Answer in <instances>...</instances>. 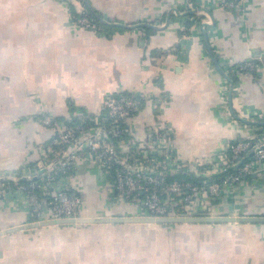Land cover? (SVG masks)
<instances>
[{
  "label": "crops",
  "instance_id": "crops-1",
  "mask_svg": "<svg viewBox=\"0 0 264 264\" xmlns=\"http://www.w3.org/2000/svg\"><path fill=\"white\" fill-rule=\"evenodd\" d=\"M187 1L0 0V171L30 167L52 134L31 116L97 115L118 92L141 97L125 142L168 128L191 166L254 133L264 121V0L229 9ZM84 9L99 29L75 25ZM203 11L210 25L202 29ZM251 58L258 71L230 70ZM75 165L82 216L140 214L137 201L113 199L97 165ZM221 198L217 214L264 215V165ZM29 223L25 199L0 201V264H264V222ZM152 225L181 234L156 236Z\"/></svg>",
  "mask_w": 264,
  "mask_h": 264
},
{
  "label": "built area",
  "instance_id": "built-area-1",
  "mask_svg": "<svg viewBox=\"0 0 264 264\" xmlns=\"http://www.w3.org/2000/svg\"><path fill=\"white\" fill-rule=\"evenodd\" d=\"M240 1L220 0V4L229 9ZM187 4L188 9H198L191 0ZM207 15L198 20L202 29L210 25ZM72 19L79 27L95 30L100 26L85 9ZM259 66L251 58L232 64L230 70L256 72ZM140 98L134 92L109 94L101 113L83 116L77 124H67L44 111L31 116L52 134L39 144L35 166L16 173L0 171V201L25 199L30 223L82 217L81 191L70 179H77L75 164L83 158L108 175L114 200L137 201L141 215H221L214 211L221 194L234 188L258 165H264V135L252 133L228 142L218 153L191 166L177 154L168 128L154 130L145 143L125 142L130 134L126 122L139 109ZM178 172L199 180L174 177Z\"/></svg>",
  "mask_w": 264,
  "mask_h": 264
},
{
  "label": "water",
  "instance_id": "water-1",
  "mask_svg": "<svg viewBox=\"0 0 264 264\" xmlns=\"http://www.w3.org/2000/svg\"><path fill=\"white\" fill-rule=\"evenodd\" d=\"M247 123H254V122L247 121ZM255 123L264 125V121L262 122L258 121ZM21 180H25V178H21ZM244 221L264 222V215H198V216L154 217L150 215H141L138 213L136 215H106V216H91V217L82 216L77 218H64V219H55V220L50 219V220H43L40 222L29 223L24 226L38 227V226L55 225V224L58 225L65 223L175 224V223H195V222L214 223V222H244ZM1 232L2 231H0V233Z\"/></svg>",
  "mask_w": 264,
  "mask_h": 264
},
{
  "label": "trees",
  "instance_id": "trees-1",
  "mask_svg": "<svg viewBox=\"0 0 264 264\" xmlns=\"http://www.w3.org/2000/svg\"><path fill=\"white\" fill-rule=\"evenodd\" d=\"M98 25H100V23H98ZM186 26H189V23L186 24ZM144 29H145V31H150L149 28H144ZM56 118H58V117H56ZM58 119H60V118H58ZM64 122H66L67 124H77V123L82 122V117L73 118V119H66V120H64ZM254 133L256 135H264V126L257 125ZM230 142L233 143L235 141L232 140ZM248 157H252L251 154H248ZM36 161L32 162L30 166H35L36 165ZM174 177H178V178H194L196 180H199L198 177H194V176L192 177V175L187 173V172H183V173L178 172V173L174 174Z\"/></svg>",
  "mask_w": 264,
  "mask_h": 264
},
{
  "label": "rangeland",
  "instance_id": "rangeland-1",
  "mask_svg": "<svg viewBox=\"0 0 264 264\" xmlns=\"http://www.w3.org/2000/svg\"><path fill=\"white\" fill-rule=\"evenodd\" d=\"M149 225H151V224H149ZM149 227H151L152 229L155 227L154 228L155 229L154 231L156 232V236H165V235L181 234V232L179 230H174V227H172V226H167V227L160 226L159 227V226L152 225V226H149ZM149 227H147V228H149ZM154 231H149L148 232L147 230L144 229L143 230V234H145V236L147 237L148 235L155 234V233H153ZM143 250L145 251L146 248H143Z\"/></svg>",
  "mask_w": 264,
  "mask_h": 264
}]
</instances>
